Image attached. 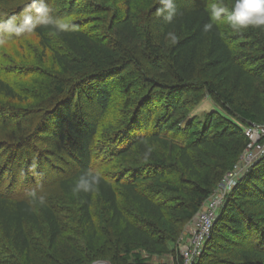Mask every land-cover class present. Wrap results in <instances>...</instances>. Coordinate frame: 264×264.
I'll list each match as a JSON object with an SVG mask.
<instances>
[{"label": "trees", "instance_id": "trees-1", "mask_svg": "<svg viewBox=\"0 0 264 264\" xmlns=\"http://www.w3.org/2000/svg\"><path fill=\"white\" fill-rule=\"evenodd\" d=\"M65 1L66 11L73 9L70 14H78L76 6L83 0ZM100 1L103 0H99V12L109 17L110 13L115 14L111 7H106L109 2ZM199 1L200 4L189 7L179 5L171 21L157 20L154 27L161 32L158 39L146 27L150 24L148 20L145 27H139L132 11L135 0H123L124 16L112 15L108 31L100 40L79 20L71 22L73 28L68 32L54 33L46 26L35 29L44 49L51 52L58 72L47 84L46 90L50 93L46 99L20 108V112L9 111L12 116L8 109L0 107V116L9 114L4 123L10 124L0 134V177L3 179V188L0 186V264H33L36 244L26 231L27 225L41 232L46 224L51 231L52 246L61 235L55 208L41 202L33 175L42 164L36 165V156L31 152L35 146L30 141L37 133L36 128L42 133V127L47 125L56 127L57 143L68 145L67 156L78 169L57 184L64 195L74 199L90 240L88 260L62 259L61 264H96L99 261L149 264L153 257L165 254L172 255L173 264H185L177 247L171 250L169 245L176 244L183 227L201 211L216 187L236 167L249 144L245 128L264 124V28H246L241 36L253 42L241 43L244 39L240 37L236 46L211 17L208 0ZM232 3L233 0H226V8L230 10ZM58 7H53L50 13L62 19L64 16L61 17L60 12L64 8ZM162 7L158 2L154 11L158 13ZM208 23H212L213 28L206 32L204 26ZM170 33L183 36L168 50L165 42ZM52 42L60 44L61 48L56 49ZM130 67H137L144 87H150L128 117L127 128L117 130L109 139L108 158L110 164L118 159H140L146 163L120 171L111 181L93 170V141L99 132L98 124L81 122L82 118L74 122L64 104L72 92L77 99L78 93L87 87L90 97L92 94L95 99L87 106L94 105L102 113L107 112L113 96L108 80ZM156 89L164 92V98L157 96ZM0 94L12 101L26 102L20 89L1 78ZM237 97L241 98V103ZM208 98L219 110L208 112L201 120L193 112ZM163 99L164 105L161 104ZM32 116H37L33 132L26 138L16 135L20 131L17 128L19 119ZM158 116L160 118L156 119ZM13 130L15 135H12ZM159 148L177 156L176 163L173 165L159 157L156 152ZM49 154L55 159V154ZM6 165H9L7 169ZM9 168H13L12 174ZM27 169H31V176ZM86 173H98L100 183L93 191H74L79 177ZM148 183L155 187H148ZM235 187L208 235L211 244L205 246V257L193 264H203L213 250L219 256L212 264H264V156ZM116 188L128 197L133 212L120 206ZM5 190H9L10 195ZM95 202L105 207L113 237L119 234L114 240V253L101 255V259L94 255L97 231L91 210ZM223 230L228 234L223 235ZM220 240L226 245H221Z\"/></svg>", "mask_w": 264, "mask_h": 264}, {"label": "rangeland", "instance_id": "rangeland-1", "mask_svg": "<svg viewBox=\"0 0 264 264\" xmlns=\"http://www.w3.org/2000/svg\"><path fill=\"white\" fill-rule=\"evenodd\" d=\"M61 1H63V3L60 6L59 3H61ZM45 2L47 3L50 11L53 7L57 9V5H59V9L64 8V11L60 12V15L61 17L64 16L62 19L70 22V24L76 20L84 22L86 28L89 30V33L99 40L101 39V36L106 34L108 31L107 27L111 22V19L109 18L113 15V13H110L109 17V15L99 12V0H83L81 5L78 4L76 6L78 9V14L76 15L70 14L74 12L71 7L70 11H66L65 0H45ZM102 2H109L108 6L106 7H111L113 10L112 12L115 13L114 15L116 17L124 16L125 7L123 0L100 1V3ZM158 2L161 3L160 0H135L132 7V11L135 13V17L138 20L139 27H145V21L148 20L151 25L147 24L146 27L150 32H153L155 39H158L161 32L156 27H154V24L157 22V20L163 19L162 15H159L154 11ZM214 3H219L225 6L226 0H208L207 6L210 11L211 6ZM174 4L175 8L177 9L179 5L183 4L189 7V5L200 4V1L175 0ZM30 5L31 0H0V22L7 20L10 17L19 18L26 10L30 8ZM6 6L9 7V9H6ZM217 22L223 28L224 35L228 37L229 40L231 39L234 41L236 46L239 44L238 39L240 37L241 39H244L241 35L245 33L246 28L235 31L230 28L226 20L221 19ZM1 34L2 33H0V35ZM172 36H174L175 39H172L169 36L165 42L167 44L166 48L168 50L174 45V42L179 40L183 35L174 33ZM14 38L16 39L10 38L12 40L8 39L6 43L0 44V78L20 89V92L23 93L26 102L12 101L4 98L0 94V107L3 109H8V112H13L14 109L15 111L19 110L20 112L22 109L36 105L43 99H46V97L49 96L48 93H50V91L48 92L46 90L48 88L47 84L49 83L52 75L58 72V66L52 61L51 52L48 49H44L41 39H38V37L35 35V31L23 35L20 37V39L19 37ZM241 41V43L253 42L249 39H244ZM52 43L55 44L56 49L61 48L60 44L55 42ZM242 53L247 52L243 51ZM202 55L203 53L201 56ZM161 66L163 67V70L166 69L164 64ZM138 70L139 69L137 67H130L125 72H121L117 76H113L110 78V80H108V86L111 93H113V96L108 111L105 113H102L98 107L95 108L94 105L92 107L87 106L91 101L93 102L94 100L95 102L92 94V98L90 97L87 87L82 89L80 92L81 94L78 93L79 95L77 99H75L76 95L74 92H72L73 97H69L67 100L68 102L64 104L66 110L71 113L74 122H78L82 118L81 122L94 121V123L96 122L98 124L99 132L93 141L95 142L93 145L94 156L92 158L93 170L107 176V178L111 179V181L114 179V175H119L118 173H120V171H124L130 167L140 166L146 163L141 162L140 159H118L114 160L113 163L110 164L108 158L109 152L111 151V143L109 139L112 138V135L117 130L127 128L125 126L128 122V117L131 115L132 110H135L137 105L142 102L143 97L147 93V89L150 87H147V85L144 87V82L137 74ZM85 91L86 93H83ZM155 92L157 93V96L159 95L164 98L163 91L156 89ZM89 97L91 99H89ZM237 98L239 99V97ZM240 99L238 102L241 103ZM64 101H66V99ZM164 102L165 100L163 99L161 104ZM163 105H161L160 108ZM20 108L22 109L20 110ZM213 110L217 111L219 108L216 107L212 99L208 98L206 101L201 103L198 108H196V110L193 112V115L199 116L201 117V120H203L205 117L204 115ZM9 114L12 116L11 112H9ZM9 114L5 113V115L0 116V120L2 121L0 124V130H3L2 132L0 131V134L5 132V127L10 126L8 121L7 124L4 123V119L9 118ZM48 117L49 116L45 118V122ZM36 118L37 116H32L30 118L21 117L17 126L18 130L20 129V131L15 133V130H13L12 135L18 134L22 135L23 137L25 136L26 138L27 134L29 135V133L33 132V126L36 124ZM157 118H160V116L156 117V119ZM248 127L253 131V138L249 139L248 146L254 145V143L258 141L256 145L260 144L259 146L261 148L254 147L250 149V147L247 146L246 150L239 158V162L237 163L236 167L231 172L233 175L231 182L229 183L227 181L230 176V173H228L216 187V190L211 195V198L219 199V201L222 202V205L216 213L214 223L217 221L216 219L218 218L224 206V202L228 194H230L236 188L235 186L237 183L241 181V179L247 173H249L250 168H252L258 162V160L264 156V124H251ZM42 128V133H40L39 129L36 128L37 133L30 141V143L35 146H32L31 152L36 156V165L39 167L42 164L41 168H38L39 171H35L33 174L36 176L35 189L37 193H39V198H42L44 202H47L48 205L50 204L53 208H55L57 220L59 224H61V235L57 240V243H55V246H52L50 240L51 231L46 224H44L45 226H43L41 232H37L34 227L31 228V225L26 226V231L29 237L32 238L36 244V258L33 260V264H61L60 260L62 259H66V261L67 259H77V261L80 259L88 260V255L90 253V251L87 250V246L90 242L89 233L85 227V224H83V220L80 213L78 212V208L74 199L67 197L66 194L64 195V193L58 188L59 184H57L59 180L61 182L64 180V178L72 176L76 171H78V169L74 165V162L67 156V149L69 148L68 145L65 147V145L62 146L57 143L55 139L56 134H54L56 127L54 125H47V127L43 126ZM47 150L50 153L55 154V159L51 156V154H49V152L47 153L48 155L45 153ZM1 151L2 150H0V152ZM156 152L159 157L165 158L167 162L173 165L176 163L177 156L171 152L165 151L162 148L156 149ZM8 167L9 165L5 166L6 169ZM26 168H28V165ZM9 170L12 174L13 168H9ZM26 172L31 173L29 176L32 175L31 169H27ZM43 172H45V174H43ZM2 182L3 179L0 177V186L3 188L1 185ZM147 186L151 188L155 187L151 183H148ZM116 190L119 192L120 206H122V208L127 212L130 210L133 212V206L131 205V202L125 193H123V191L119 190L118 188H116ZM5 192L8 193V195L11 193L9 190H5ZM208 205V201H206L201 211L205 210ZM93 207L94 208L91 210V216L97 231L95 237L97 241L95 243L94 255L95 257L101 255L109 256V254L114 253V240L119 234L115 233V236L113 237V231H111L109 228V217L103 204L100 202H95ZM197 214L190 223L183 227L176 244L169 245L171 250L177 247L178 253L185 260V264H193L199 258L203 259L205 257L207 248L205 246H208L209 243L211 244V241H208L209 236L205 237L198 247H195L193 244L194 237L192 233L194 232L195 224L198 222ZM222 234L226 235L228 234V231L223 230ZM213 242H216V239H214ZM219 243L221 245H226L224 240H220ZM137 252L143 254L139 250ZM187 252L190 253L189 257L185 256ZM211 253L212 254L210 255V258L203 264H212L213 261L217 259V256H219L218 252L215 250H213ZM143 257L148 258L146 254H143ZM99 258L101 259L102 256ZM96 264L107 263L99 261ZM149 264H173V257L171 254H165L162 257H153Z\"/></svg>", "mask_w": 264, "mask_h": 264}, {"label": "clouds", "instance_id": "clouds-1", "mask_svg": "<svg viewBox=\"0 0 264 264\" xmlns=\"http://www.w3.org/2000/svg\"><path fill=\"white\" fill-rule=\"evenodd\" d=\"M160 2L163 7L157 10L158 14L165 20L171 21L175 14L174 0H160ZM211 17L216 21L226 20L230 28L235 31L248 27L264 28V0H233L230 10L222 4L214 3L211 6ZM38 26L50 27L54 33L68 32L73 28L70 22L53 17L45 0H31L30 8L19 18L10 17L0 22V33L3 34L0 35V44L6 43L10 38L31 33ZM212 28L213 24L208 23L204 26V31H210ZM169 36L175 39L171 33ZM100 180L101 176L98 173L83 174L79 177L74 191H93ZM32 195L35 196V193Z\"/></svg>", "mask_w": 264, "mask_h": 264}, {"label": "built area", "instance_id": "built-area-1", "mask_svg": "<svg viewBox=\"0 0 264 264\" xmlns=\"http://www.w3.org/2000/svg\"><path fill=\"white\" fill-rule=\"evenodd\" d=\"M245 132V135L247 138L249 139H252L253 138V131L251 130V128L247 127L245 128L244 130ZM258 141H256L254 143V145H249L248 147L251 148H261L258 144ZM233 178V175L230 173V176L228 178V182L230 183L231 182V179ZM222 202L219 201V199H215V198H211L208 200V207H206L205 210L203 211H200L198 214H197V223L195 224V229H194V232L192 233L193 234V237H194V242L193 244L195 245V247H198L202 240L208 236V234L211 232L212 230V227L214 225V218L216 217V213L218 211V209L221 207V204ZM186 257H189L190 256V253L187 252V254L185 255Z\"/></svg>", "mask_w": 264, "mask_h": 264}]
</instances>
